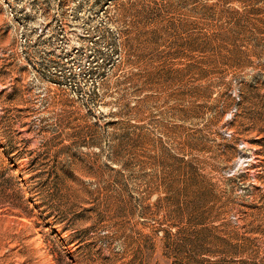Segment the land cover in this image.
Listing matches in <instances>:
<instances>
[{
    "label": "rangeland",
    "instance_id": "1",
    "mask_svg": "<svg viewBox=\"0 0 264 264\" xmlns=\"http://www.w3.org/2000/svg\"><path fill=\"white\" fill-rule=\"evenodd\" d=\"M263 111L264 0H0V264H264Z\"/></svg>",
    "mask_w": 264,
    "mask_h": 264
},
{
    "label": "trees",
    "instance_id": "2",
    "mask_svg": "<svg viewBox=\"0 0 264 264\" xmlns=\"http://www.w3.org/2000/svg\"><path fill=\"white\" fill-rule=\"evenodd\" d=\"M262 114L264 116V111ZM10 119V116L7 115L0 116V133H2V128H4V124L6 122V127L12 126V124L8 125V121ZM259 134L262 137L255 139V142L259 143L261 146L259 152L264 155V127H262L259 131ZM2 135L4 136V134ZM50 142L51 141H47L44 144L46 150L41 153L39 151L36 154L34 150L23 152V154L27 153L30 156L28 166L24 173L30 175L28 181L32 182V184L20 187L16 185V176L11 175L6 183L0 184V207L11 205L21 211L20 215L33 218L35 214L33 213V209L30 207L31 201L36 200V198L42 199V197H53L55 195L58 187V177L54 176V167L50 166L47 170L42 169V166L48 163L44 161L49 159V148L51 147ZM27 143H29V141ZM56 161L57 159L54 161V164ZM25 191H27L28 194H26Z\"/></svg>",
    "mask_w": 264,
    "mask_h": 264
}]
</instances>
